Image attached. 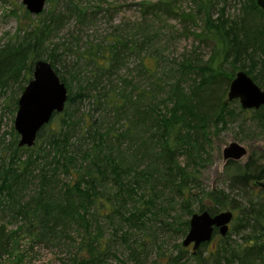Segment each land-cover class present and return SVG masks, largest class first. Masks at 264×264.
Instances as JSON below:
<instances>
[{
  "label": "rangeland",
  "instance_id": "obj_1",
  "mask_svg": "<svg viewBox=\"0 0 264 264\" xmlns=\"http://www.w3.org/2000/svg\"><path fill=\"white\" fill-rule=\"evenodd\" d=\"M157 1L159 0H47L43 14L32 16L26 11L21 1L0 0V50L23 40L40 23L46 22L50 12L62 14L63 18L58 26V32L45 39L38 55L42 61H45L50 54L57 58L56 68L64 76L65 87L70 96L77 93L84 82L90 80V67L85 64L84 60H77L76 53L84 52L92 45L105 43V38L110 39L111 35H121L142 46L138 53L128 58L125 66L116 74L104 77L103 83L98 86L97 91L90 94V98L75 99L70 106H67L66 115L61 113L62 117H71L72 121H68L73 123L72 144L79 149H89L93 143L97 142V136L94 135L95 130L99 133L107 131L118 137L125 130L124 121L111 104L112 99L110 98L117 96L121 88L127 89L126 91L131 90L126 83H123V80H130L133 86H137L140 90H147L160 80L162 84L170 83L173 80V74L181 71L184 66V75L180 79L172 81V83L179 84L175 93L177 96L186 97L191 91L195 92L197 103L204 102L209 92L203 91L198 85L206 65H210L214 69L220 68L224 77L233 74L231 76L233 79L236 73L242 71L252 80L256 78L264 84V37L263 34L261 35L262 31L264 32V21L258 12L249 10L251 0H212L214 3L210 10L212 18L215 20L221 13L224 14L221 23H223L222 26L232 43L231 54L227 58L224 56L220 40L213 33L205 31L203 18L197 13L196 2L194 3L192 0H164L169 2L171 10L176 11L177 17L167 19L158 15L143 18L140 4ZM77 11H84L87 14L80 18L76 14ZM152 58L158 62L156 73L151 77L144 71L142 65L152 66ZM31 63V59L27 61V65L30 66ZM23 73L16 80L10 77L8 80L0 82V158L3 159V163H6L5 165L9 162L8 157L10 156L7 149L13 148L11 134L14 130L17 102L32 77V74L27 75L26 81L21 77ZM221 80L224 81V79ZM254 83L256 84L255 81ZM259 87L261 88V86ZM223 89L224 85L216 88L218 95H221ZM106 94L107 98L104 97ZM225 100H227V93ZM228 103L233 111L230 124L225 129L220 126L217 128L207 126L208 130L206 129V131H209L210 134L209 144L204 143L206 153L201 154V158L198 160L200 163L198 168L199 188L195 189L194 197L190 199L187 207H183L181 197L173 191H169V184L164 180L166 172L162 171L156 177H163L154 183L158 189L165 192V196L158 201L155 198L152 199L155 200L154 204L157 208L151 209L155 217L148 216L150 218L146 221L148 228L143 229L139 224L122 225L121 223L116 224L117 226L113 229L112 226H115L118 219L108 221L107 216L98 217L100 218L99 229L95 228V224L93 229L94 233L99 231L104 242L109 240L110 249L106 258L108 264H127L131 253L139 255L143 264H171L172 259L181 256L178 247L180 248L184 235L180 237L179 233H175L166 225L172 224L176 217H179L181 221L189 220L191 215L198 213L202 206L204 208L216 207L215 202L205 195L211 191L220 190L228 195L227 202L224 204L225 208L218 212L231 211L233 220L225 237L222 238L217 233L213 240L204 249H201L202 261L200 263L216 264L210 255L212 249L217 250L218 248L225 255L222 251L224 245H227V248H233L246 242L250 228L243 224L244 219L241 215L243 212L250 211L249 201L257 203L264 200V180H261L258 186L250 185L243 191L231 192L228 178L242 173L245 165L264 166V127L259 123V114H257L259 111H244L240 108L238 101H228ZM200 111L199 116L205 118L210 114L209 104L206 103ZM57 118L59 117H55L44 128L43 138L49 137ZM133 132L134 135L130 140L122 141L120 144L115 142L111 136L110 140L115 148L114 154L118 158L124 160L123 157L125 159L132 157V151L138 143L136 137L141 131L139 130L137 133L136 130H133ZM93 137L96 138L93 139ZM18 141L19 136L17 135L16 144ZM38 143L36 141L34 150L37 149ZM231 143L243 146L247 154L240 161H236L235 164L226 168L227 162L223 160L222 151ZM43 149L44 153L49 151L48 153L51 154L48 159L50 160L53 150L46 147ZM42 154V152L24 151L19 156L21 161L27 159L33 161L35 157L39 158ZM75 157L76 170L82 174L85 171L86 161L84 162L81 155H79L80 158ZM146 163V160H141L136 164L140 168H144ZM178 163L187 170L196 169L194 165L187 163L185 157H179ZM46 166L45 163L36 164L33 168L31 166V176L27 177L28 183L24 192L26 195L37 190L38 176L47 169ZM132 173L124 181L125 185L130 184L126 188L128 190L126 195L129 193L133 197V205L136 202V206H138L141 202V195H143L142 191L145 195L149 192L143 190L147 186L146 182L141 177L132 176ZM72 177H75L74 174L67 176L57 173L54 193L57 194L61 184L70 182ZM113 193L114 191H106L102 201L106 203L107 195H113ZM28 195L27 197H29ZM125 200L114 201L112 197L113 205L108 204L110 207L106 211L113 213L116 208L117 211L123 213L124 209L120 204ZM131 204L130 202L126 209L131 208ZM188 211L191 212L190 216H187ZM21 221L14 219L12 212L0 209V229L4 227L7 234H14V241L5 247L7 248L6 252L0 253V264H66L77 253V229L68 228L66 233L68 236H62L53 242H48L45 239L39 241L36 232H29L28 228L19 227ZM124 232H129L127 239L131 250L127 249L121 240ZM68 237L76 241L74 242ZM257 237H259L257 234L252 236L253 239ZM250 241L253 240L250 239ZM259 242L264 243V238ZM186 251L184 257L189 260L188 264H199L188 257L191 247ZM255 264L264 263L256 262Z\"/></svg>",
  "mask_w": 264,
  "mask_h": 264
},
{
  "label": "trees",
  "instance_id": "obj_2",
  "mask_svg": "<svg viewBox=\"0 0 264 264\" xmlns=\"http://www.w3.org/2000/svg\"><path fill=\"white\" fill-rule=\"evenodd\" d=\"M198 6V16H202L205 26V31L213 33L215 37L221 42L224 56L227 58L231 54L232 43L228 38L223 23L224 14L221 13L216 19L212 18L210 12L213 7L212 0H192ZM141 14L143 18L151 16L162 15L169 19L177 17L174 9L171 10L170 4L167 1L159 0L155 3L140 4ZM249 10L259 13L264 21V14L257 6L256 0H251ZM43 14V12L41 13ZM40 14V15H41ZM77 16L83 18L87 13L84 11H77ZM62 14L60 12H50L46 18V22H42L31 33H28L23 40L14 45H9L0 50V82L8 80L10 77L15 80L21 76L27 81V75L32 74L34 63L41 60L39 51L45 39L52 34L58 32V26L62 21ZM264 26V25H263ZM260 34V33H259ZM264 32L262 31L261 35ZM142 49V46L136 42H132L121 35H111L110 39L105 38V43L95 44L90 46L86 51L76 53L77 60L82 59L90 67L89 81L84 82L79 87V91L70 96L67 90V102L62 115H66L67 106H70L75 99L90 98V94L97 91L98 86L103 83L102 79L107 76L116 74L122 67L125 66L126 61L130 56L135 55ZM55 51V50H54ZM53 51V52H54ZM230 52V53H229ZM54 54V53H53ZM32 63L27 65L28 60ZM153 59V58H152ZM45 61L51 65L61 82L65 84V78L60 74L57 67V58L50 54ZM157 60L153 59V65L147 67L143 64V69L151 77L156 73ZM184 68V66H183ZM183 68L173 74V80L180 79L183 75ZM72 74V72H69ZM178 76V77H177ZM221 69H214L210 65H206L202 71V78L198 84L203 91L208 92L205 101L197 103L195 101L197 94L190 92L186 97L177 96L175 91L179 86L177 82L162 84L159 81L155 82L150 89L140 90L132 83L123 80L129 88H121L117 96L110 97L111 104L117 110L119 117L123 119L125 130L118 136H113L105 131L99 133L95 130L97 142L93 143L89 149L81 150L73 145L72 124L70 116H63L61 114L53 115L50 122L55 118V127L51 128L49 137L46 139L42 137L44 128L40 130L37 135L38 141L37 149L34 146L30 149L19 148L16 144L17 134L13 130L11 136L13 137L12 149L8 150L9 162H2L0 158V209H5V212H12L13 218L21 221L20 228H28L30 232L38 234L39 241L47 240L53 242L62 236L66 237L68 228L77 229L78 241H76L77 253L69 259L66 264H108L106 258L109 254V240L104 242L102 236L95 228L99 229V219L103 215L108 221L110 219H118L116 224L135 225L139 224L143 229L148 228L146 221L155 217L151 209H156L154 201L165 196L163 190L158 189L154 182L159 180L162 171L166 172V183L169 184V191H173L177 196L182 198L183 207H187L190 199L194 197L195 189L199 188V159L201 154L206 153L204 143L209 144V131L207 126L215 128L221 127L225 129L232 120L233 111L225 96L233 74L224 77ZM177 77V78H176ZM221 79H224L221 80ZM88 80V79H87ZM261 86L260 89L264 91V84L253 78ZM66 85V84H65ZM221 95H218L216 88L223 86ZM69 87V86H68ZM94 97V96H93ZM107 98V94L104 95ZM210 106V114L205 118L199 116L200 110L205 104ZM259 123L264 127V108H260ZM128 112V113H127ZM241 112H243L241 110ZM133 130L138 133L136 141V148L132 151L130 159H123L115 156L113 147L114 144L110 138L119 143L125 140H130L134 135ZM96 137H93L95 139ZM124 139V140H123ZM53 150V155L45 152L43 148ZM24 151H34L35 153H43L41 157L30 161H21L20 154ZM82 156L86 165L85 171L80 174L76 169V157ZM179 157H185L187 163L195 166L194 170H187L178 163ZM41 158V159H40ZM40 159V160H39ZM130 160V161H129ZM146 160L147 163L144 168H140L139 161ZM47 165V169L41 172L38 176L37 190L32 194L27 195L26 186L28 183V175L30 168L36 164ZM235 164L233 161L226 163V168ZM138 165V166H137ZM132 173L134 177H141L145 182L147 195L142 191L141 202L136 206L133 205V197L126 195L129 185H125L124 181ZM63 173L64 175L74 174L70 182L62 183L58 193H54L56 187V174ZM77 176V177H76ZM261 180H264V166L263 165H245L243 172L238 175H232L228 178L230 182V191H243L250 185L252 187L258 186ZM56 182V183H55ZM56 189V188H55ZM106 191H114L113 195H107L106 203L102 201V197ZM200 192H202L200 190ZM25 194V195H24ZM209 199L213 200L216 207L204 208L200 207L199 212L208 211L210 215H215L225 208L228 195L223 191H211L205 193ZM114 201H123L120 204L123 213L114 208V212H107L109 210L108 204ZM155 198L153 201L152 199ZM264 200L253 203L249 201L251 209L244 213L241 217L244 219L243 224L249 226L250 233L246 242L239 247L233 248L227 245L223 246V255L220 249L213 250L210 255L216 264H255L256 262L264 263V243L259 240L264 238ZM131 204V208L126 209V206ZM228 204V203H227ZM133 205V206H132ZM140 205V206H139ZM165 210V209H164ZM187 211V210H186ZM102 213V215H101ZM191 212L188 211L187 216ZM116 217V218H115ZM188 219L179 220V217L174 218L172 224H167L169 229L179 233V236H185L188 231ZM146 226V227H145ZM174 226V227H173ZM176 229V230H175ZM116 232V231H115ZM217 231L214 230V236ZM258 235L253 239V235ZM129 232L122 233L121 240L126 248L131 250L128 246ZM212 238V240H213ZM13 233H6V229H0V253L6 252L7 248L14 240ZM252 239L253 241H250ZM104 243V244H103ZM208 244H203L195 254L190 252L189 259L201 264V249H204ZM181 256L170 259L171 264H188L189 260L184 257L187 253L180 245L178 247ZM133 251V250H132ZM227 255V256H226ZM127 264H143L142 258L136 254L129 256Z\"/></svg>",
  "mask_w": 264,
  "mask_h": 264
},
{
  "label": "water",
  "instance_id": "obj_3",
  "mask_svg": "<svg viewBox=\"0 0 264 264\" xmlns=\"http://www.w3.org/2000/svg\"><path fill=\"white\" fill-rule=\"evenodd\" d=\"M26 11L32 15H40L47 0H18ZM257 6L264 14V0H256ZM227 100L238 101L244 111L264 108V91L244 72L240 71L229 84ZM67 102V89L61 82L51 65L42 60L34 63L31 80L28 82L17 102V111L13 128L19 136V148H32L37 135L52 119L53 115L61 114ZM247 154L245 148L237 143H231L223 149L222 157L225 162L240 161ZM233 220L231 211L210 215L202 211L191 215L188 221V231L181 247L189 249L193 254L203 244H209L214 230L220 237H225Z\"/></svg>",
  "mask_w": 264,
  "mask_h": 264
}]
</instances>
